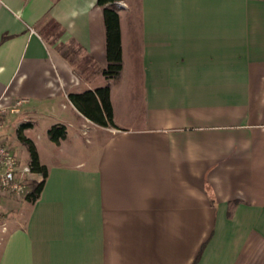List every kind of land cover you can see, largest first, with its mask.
I'll return each mask as SVG.
<instances>
[{
	"label": "crops",
	"instance_id": "obj_1",
	"mask_svg": "<svg viewBox=\"0 0 264 264\" xmlns=\"http://www.w3.org/2000/svg\"><path fill=\"white\" fill-rule=\"evenodd\" d=\"M119 3L107 80L98 0H0V103L23 101L3 134L30 121L39 153L67 129L25 222L4 205L0 264H264V0ZM106 85L116 128L69 100Z\"/></svg>",
	"mask_w": 264,
	"mask_h": 264
},
{
	"label": "trees",
	"instance_id": "obj_2",
	"mask_svg": "<svg viewBox=\"0 0 264 264\" xmlns=\"http://www.w3.org/2000/svg\"><path fill=\"white\" fill-rule=\"evenodd\" d=\"M121 0H98V5L103 8L104 23L106 29V58L107 67L103 74L107 80H115L122 71V51H121V29L120 17L117 13V3ZM58 27L57 25H53ZM63 56L69 58V53L63 52ZM72 61V60H71ZM91 61V58L85 59V63ZM69 100L73 106L89 121L102 128H116L113 120V108L110 100L109 85L98 87L94 90H87L78 94H70ZM31 127L30 124L22 125L17 130V139L20 143L27 146L30 153V162L33 171L43 176L39 183H32L31 193L26 200L34 203L40 196L44 187V180L47 177L48 170L39 160V155L34 142L26 137L24 130ZM50 141L55 144L67 137V129L63 125H54L48 130Z\"/></svg>",
	"mask_w": 264,
	"mask_h": 264
},
{
	"label": "built area",
	"instance_id": "obj_3",
	"mask_svg": "<svg viewBox=\"0 0 264 264\" xmlns=\"http://www.w3.org/2000/svg\"><path fill=\"white\" fill-rule=\"evenodd\" d=\"M121 3H117L120 8ZM23 101L17 100L11 104L0 103V232L3 235L9 232V221L4 205L10 200H24L30 195L32 183H39L41 175L33 171L31 162L22 165L11 145L5 141L3 130L7 125L9 116L20 113ZM31 124L30 121L11 123L10 126L17 131L22 125ZM3 237L1 238V241Z\"/></svg>",
	"mask_w": 264,
	"mask_h": 264
},
{
	"label": "rangeland",
	"instance_id": "obj_4",
	"mask_svg": "<svg viewBox=\"0 0 264 264\" xmlns=\"http://www.w3.org/2000/svg\"><path fill=\"white\" fill-rule=\"evenodd\" d=\"M72 56V55H71ZM72 58L76 59L77 57L72 56ZM12 118V117H10ZM35 132L40 133V135L44 138V141H42L40 143V147H39V153L41 154V158H43L44 161H49L51 160V151H46L43 148V143L46 142L45 140H47L48 134H45V130L43 128L41 129H37ZM5 141L7 143H9L12 147V149L15 151L17 157L19 158L20 162L22 163V165H27L30 163V153L29 150L27 148V146H25L24 144L20 143L19 140L17 139V133L15 128H8V130L5 132V134H3ZM36 136V133H35ZM50 140V139H49ZM37 149V147H36ZM91 148H89L86 144L84 139H81L79 141L74 140L68 143V145H66V152H69L71 154H74L75 156H84L86 154V152L89 150L90 151ZM38 152V150H37ZM38 153V155H39ZM40 160V159H39ZM41 163V162H40ZM24 200H11L10 202L14 204L13 209H11V212L13 213V220H19V223H24L27 213L28 211L23 208V202Z\"/></svg>",
	"mask_w": 264,
	"mask_h": 264
}]
</instances>
